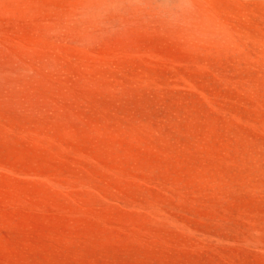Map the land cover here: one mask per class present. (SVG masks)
I'll list each match as a JSON object with an SVG mask.
<instances>
[{"label":"rangeland","instance_id":"1","mask_svg":"<svg viewBox=\"0 0 264 264\" xmlns=\"http://www.w3.org/2000/svg\"><path fill=\"white\" fill-rule=\"evenodd\" d=\"M0 264H264V0H0Z\"/></svg>","mask_w":264,"mask_h":264}]
</instances>
